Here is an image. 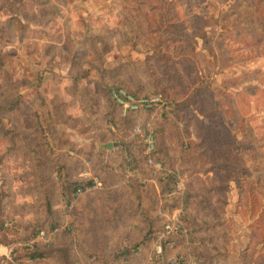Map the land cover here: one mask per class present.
I'll return each mask as SVG.
<instances>
[{
    "label": "rangeland",
    "instance_id": "rangeland-1",
    "mask_svg": "<svg viewBox=\"0 0 264 264\" xmlns=\"http://www.w3.org/2000/svg\"><path fill=\"white\" fill-rule=\"evenodd\" d=\"M35 2L28 22L0 11V264H264L229 247L264 243V0ZM117 85L161 94L151 115L195 145L180 173L194 241L159 260L167 178L134 169L144 120L122 114ZM83 171L101 186L69 198L65 177L92 181Z\"/></svg>",
    "mask_w": 264,
    "mask_h": 264
},
{
    "label": "trees",
    "instance_id": "trees-1",
    "mask_svg": "<svg viewBox=\"0 0 264 264\" xmlns=\"http://www.w3.org/2000/svg\"><path fill=\"white\" fill-rule=\"evenodd\" d=\"M263 1V0H262ZM264 6V3L262 7ZM262 7H257L255 12L257 13V17H259V20H264V14L262 11ZM259 8V9H258ZM195 36L199 37L202 40L203 46L207 48L209 51H211V48L208 44V38L205 33H199L195 34ZM120 86V85H117ZM122 86V85H121ZM124 87V86H122ZM156 94V93H155ZM159 94V93H157ZM154 95V94H153ZM161 95V94H160ZM137 113H145L146 114V119L144 120L143 123H138L141 125L143 130L147 128V125L149 124L153 130L154 136H155V149L151 153V157L155 161H160L163 168L161 170H155L151 164L147 162L148 156L143 152V142H142V137L134 133L138 137V141L140 142L141 146V151L138 152V157L139 159L137 160L138 165L136 166L133 164V166H136L134 169L138 170L139 164L144 166V169L148 170V173L144 174L147 175L148 177L151 176V173H154L157 177V180L162 179L161 176L165 175V178H167V183L164 184L166 185L164 188V191L160 194L159 196L157 194V201L161 202L163 204L162 211H170L174 207H177L180 205V203H183V214H182V221L185 227L189 228V226L194 225V221L190 222L187 220L188 218V204L186 201L191 197L188 192H184L183 195H168L170 191L174 189V179H175V174L174 172L177 171L179 173L185 174L184 171H181L186 168V164L190 163V157H193V154L190 155V150L194 149L195 145H193L191 142L184 143L182 140V133L177 129L176 125L171 123V120L169 118L161 117V115L157 116V114L151 115V111H138V112H132L133 114ZM178 126V125H177ZM178 130V131H176ZM190 144H192L190 146ZM131 146H129V150ZM136 152V153H137ZM192 153V152H191ZM140 160V161H139ZM179 161V162H178ZM141 162V163H140ZM90 181H84L81 179H76V180H71L69 177H65L64 179V186L66 188V195H69V198H72L71 192L74 190H80L84 189V187L88 184H90ZM181 196V197H180ZM196 196L194 195L193 199ZM70 200V199H69ZM182 200V201H181ZM47 210L50 212V207L49 204L47 203ZM162 220V221H161ZM159 221L162 229V224H163V218L159 216ZM160 230V229H159ZM158 231L155 232V237L158 234ZM190 234V233H189ZM179 235L175 238V244L178 243H186V241H194L191 240L193 235ZM188 236V237H187ZM164 246L171 247L169 245V240L165 241ZM42 256L40 251H31L27 254V258L30 262L34 261L35 258H38ZM198 261V260H197Z\"/></svg>",
    "mask_w": 264,
    "mask_h": 264
},
{
    "label": "built area",
    "instance_id": "built-area-1",
    "mask_svg": "<svg viewBox=\"0 0 264 264\" xmlns=\"http://www.w3.org/2000/svg\"><path fill=\"white\" fill-rule=\"evenodd\" d=\"M109 96L117 105L122 109V114L126 115L128 112H138V111H151L156 113V109L163 105L162 96L159 94L147 95V96H136L135 94L129 92L125 87L114 86L109 90ZM134 132L142 137L143 142V152L148 156L147 162L153 166L155 170H161L163 168L160 161H155L151 157V153L155 149V136L151 126L148 124L147 128L143 130L140 124L134 127ZM81 178L90 179L91 184L95 187L101 186V181L98 177L90 176L89 173L83 171L80 173ZM89 176V177H88ZM177 189L172 190L168 195L178 194L180 189H183V184L177 181ZM183 212V203L181 202L179 206L174 207L170 211H162L160 213L163 218L162 229L157 234L153 249L154 256L157 260L163 256V244L165 241L169 240V245L172 247L175 244V238L179 235H187L188 229L184 226L181 219V214ZM43 234V232H41Z\"/></svg>",
    "mask_w": 264,
    "mask_h": 264
},
{
    "label": "crops",
    "instance_id": "crops-1",
    "mask_svg": "<svg viewBox=\"0 0 264 264\" xmlns=\"http://www.w3.org/2000/svg\"><path fill=\"white\" fill-rule=\"evenodd\" d=\"M22 1H24V0H0V11H2V12L3 11H8L9 9H11L13 11H16V7H17V12L22 13L21 16L22 15L25 16V13L34 14L35 16H37V14H41L40 10L37 7L38 6L37 3H39V2H35L36 4L33 7H30V4H25L26 3V0L24 2H22ZM25 17L24 18H21V19L22 20L24 19L25 22H28L27 16H25ZM36 39H38L39 41H41V38L40 37H37ZM39 47H43L44 49L41 48V50H36L35 53L38 52L39 54L46 55V58L52 57L53 51L52 52H49L48 51V47L49 46L39 45ZM45 73H47V72H45ZM142 115H146V114L145 113H137V114H133V117H135L136 120H145L146 117L145 118L144 117L142 118ZM176 171H177V169H176ZM176 171L174 172L175 179H174V189L173 190H176L177 189L176 186H177V181L178 180L180 181L181 184H183L184 180H186V177L180 176V173L178 171L177 172ZM161 178L162 179H165V175L161 176ZM183 186H184V184H183ZM183 189H184V187H183ZM183 189L182 188L180 189V191L178 192V195H183V193H184V190ZM158 196H159V193H158ZM235 241L236 242H239V243L236 244ZM253 245H254V247L257 250H259V251H257V253H255L253 255V257L254 258H257V257L258 258H262L260 254L262 252H264V243L263 242H257L256 243L255 239H246L245 238V239H241L239 241H237L235 239V240H232L231 241L229 247L235 248L237 250H239V249L240 250H244L245 249L247 251V253H248V252H250V247L253 246ZM247 246H250V247L246 248ZM233 262H236V258L234 256H233ZM254 262H256V261H254ZM235 264H240V262H236Z\"/></svg>",
    "mask_w": 264,
    "mask_h": 264
}]
</instances>
